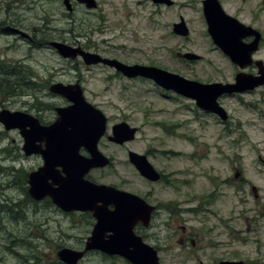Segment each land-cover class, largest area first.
<instances>
[{
	"label": "rangeland",
	"instance_id": "1",
	"mask_svg": "<svg viewBox=\"0 0 264 264\" xmlns=\"http://www.w3.org/2000/svg\"><path fill=\"white\" fill-rule=\"evenodd\" d=\"M42 2L30 11L22 10L21 25L35 28L36 45L44 38L57 37L56 34L43 29L47 17L49 28L60 31L71 45L75 37L69 32L72 25L66 18L67 10L62 0H37ZM100 8L95 12H87L80 8L74 17L75 31L82 33L81 39H88L98 47L92 51L104 56L117 57L128 64H142L156 66L163 70L178 74L190 80L203 83L234 82L240 69L213 44L207 33V24L203 15V0H173L172 7L155 5L148 0H99ZM224 10L231 16L247 25L260 30L264 35V0H220ZM2 0H0V5ZM183 17L189 35L179 36L173 33V24L180 22ZM75 26V25H74ZM73 26V27H74ZM79 39L80 41H82ZM5 40V41H4ZM0 38V48L6 50V38ZM5 46V47H4ZM185 53H195L199 60H188L182 57ZM10 55L23 57L32 56L31 65L38 72L36 84L45 82L49 75H55L64 83H75L80 80L86 99L98 106L108 117V129L127 117L131 126L138 127L136 139L128 144V149L140 154H147L154 167L163 170L170 178L183 181L185 174H191L190 188L181 187V192L169 185L144 184L143 178L128 162V190L142 195L149 190L156 198H178L179 194L188 193L190 197L205 199L212 192H217L226 199L228 215L232 214V207L236 208L240 199L238 190L242 189L240 178L236 179L237 169H240L246 183L258 188L264 206V86L254 91L220 98V104L228 112L226 121L219 116L195 107L194 101L167 92L159 88L151 80H130L114 78L112 71L96 66H85L81 60H65L57 52L44 47L30 48L28 43L22 42L11 51ZM6 55V53H5ZM255 59L264 61V44L256 54ZM25 60V62H27ZM79 63V64H78ZM24 64V62H22ZM248 72L256 73L255 70ZM112 76V77H111ZM111 77V78H110ZM45 94V95H44ZM35 98H44L57 106L68 105L60 96H51L49 90L42 91ZM57 97V98H55ZM27 99V97H25ZM0 98V104L1 102ZM32 102V99H30ZM66 103V104H65ZM9 110H25L23 99L4 103ZM47 117L55 120L54 111L47 109ZM38 112V111H37ZM34 113V112H33ZM101 145V149L118 160L114 168L92 173V178L98 184L121 185L126 172V152L122 148ZM21 136L17 131H5L0 123V151L5 148L15 149L21 145ZM15 151V150H14ZM12 159L8 153H0L1 166L7 167V160ZM9 162L11 160H8ZM34 162L24 160L22 165L29 169ZM123 163V164H122ZM5 173H10L5 170ZM212 179L228 178V187L220 190ZM241 177V176H240ZM2 181L17 186L19 179L7 177L0 169V184ZM218 184V183H217ZM233 184L234 186L232 187ZM115 186V185H114ZM181 186V185H180ZM0 189V203L15 198L12 190L4 193ZM247 195V206L254 204L251 188L244 186ZM185 196H180L184 198ZM54 221L59 222L65 236L62 237L60 227L47 234L52 238V244L45 245V241L22 236L19 230L16 208L12 212L0 205V264H24L30 257L40 256L44 260H56L58 246L72 250L83 249V244L89 235L88 224L84 219L75 221L65 218L54 210ZM21 210V208H20ZM28 211V208H27ZM32 217V215L30 216ZM29 217V219H30ZM73 220V219H72ZM199 226L198 222L193 223ZM57 223H54L55 227ZM72 225H78L71 228ZM233 225L238 228V222ZM80 228V229H79ZM67 231V233H66ZM28 234V232H26ZM41 235L42 233H36ZM63 241V242H61ZM33 245L32 248L31 245ZM49 248L54 251L47 250ZM82 251V250H81ZM165 264H174L171 254H165ZM85 264H127L118 257H104L89 254L85 257Z\"/></svg>",
	"mask_w": 264,
	"mask_h": 264
},
{
	"label": "flooded vegetation",
	"instance_id": "2",
	"mask_svg": "<svg viewBox=\"0 0 264 264\" xmlns=\"http://www.w3.org/2000/svg\"><path fill=\"white\" fill-rule=\"evenodd\" d=\"M71 2L73 10L72 12L67 11L66 14V18H68L69 24L72 25L69 29V32H71V34H74V36L79 34V39H81L80 37H83V34H76L77 31L75 32V28H77L78 26L76 25L77 23L74 14L80 8L86 10L87 12H95L100 8V1L96 0L97 5L94 9L88 8L85 3H82L79 0H72ZM48 3H51L50 0ZM38 4H42V2H38L37 0H2V3L0 5V38L2 40L6 38L7 42L6 50H4V48H0V98L2 100V103L0 104V113L2 111H8L11 113L23 112L38 119L40 127L48 128L53 125L59 117L56 112V108L66 107L70 104V102L65 97L51 92V87L54 84L59 83L67 86L75 83L81 84V82L80 80H77L75 83H64L59 81L55 76L57 74H55L49 75L48 79L45 82L36 84L35 80L39 79V76L34 66L31 65V61H33V59L30 54H27L23 57H20L19 55H10L11 58H7V56H9V54L7 55V52L11 51L17 45L21 46L22 42L28 43L30 48L40 46L55 52H57V49L51 46L52 41L66 43L64 42V40L66 39L63 37L62 32L49 28L50 23L47 20V17L44 20V24L46 26H44L43 29H40L38 33L43 34V32L48 31L56 34L55 36L57 37H43L42 40H39L41 41L38 43L39 45H36L35 36L37 34L35 35V28L33 27L32 29L28 26L24 27L23 25H21L23 17L20 16L19 13L21 14L22 10L24 12H26V10L30 11ZM155 5L162 6L164 4ZM174 5L175 2L171 6H164L172 7ZM181 19L182 17H180V20ZM79 39L76 37L74 39H71V46L81 47L86 51L97 53L92 51V49L96 50L98 48L94 43H92V40L88 39L86 42L83 39H81L82 41H80ZM252 40L253 38H247L245 39V42L250 43ZM263 44L264 40L260 44V49ZM102 56L106 59L117 60L123 64L128 65V63L117 57H109L104 55ZM61 57L65 60H81L85 66H89L79 55L75 58H64L63 56ZM27 59L28 61L25 62V60ZM22 62H24V64H22ZM91 66L111 70L112 75L115 76L114 78L125 79L127 81L128 79L148 80L143 77L129 78L118 71L115 67H112L103 62L96 65H90L89 67ZM250 69L256 71V67L254 66ZM46 90H49L51 96H60L61 98L65 99L68 105L64 106V104H59L60 106H57L50 102H46V99L44 98L34 97L38 96L40 92ZM25 97H27V99H25ZM21 99H23L24 101V106L27 107L23 108L25 109L24 111L9 110L5 108L4 103L12 100H18L19 102V100ZM30 99H32V102H30ZM92 105L98 108L97 105ZM195 107H197L196 103ZM197 108L206 114H213L205 109H201L199 107ZM47 109L55 112V120L52 121V119L46 116L48 111ZM127 120V117H125L120 122L128 123ZM0 123L5 131H8L6 130L4 123L1 121ZM115 125H113L111 129H108L107 127L106 134L98 142L99 150L110 159V164L104 168L92 169L86 175V178L96 183L97 181H95L91 176L92 173L105 171L106 169L114 168L117 165L118 160L116 159V157L105 153L101 149V145L106 144L104 140L107 141V145L111 147L122 148L125 150L126 172L125 176L123 177V183L121 185L113 184L109 186H113L119 191L137 195L143 200L142 203H145L146 205L137 200H127L125 206L121 207L120 209L117 208L114 203H108V201H106L105 203L98 202L96 206H102L106 209V211L108 210L109 212H124L127 215L128 220L133 222L134 225L132 227V232L138 239L131 237V235L128 233L129 252H135L139 248H141L143 244H145L156 251L160 264H165L163 257L167 253L171 254L174 264H221L224 262H234L237 264H264V206L261 204L262 198L260 197L261 195L259 194L258 188L256 186L245 182L240 169H237L235 178H240L239 180L243 188L238 190L240 199H238L237 201V207H232V209H230L232 211V214L230 216H227L229 207L226 203V199H224L220 194L217 195L216 191L212 192L210 197L197 200L193 196L190 197V194H188L187 192L182 194L183 196H185L184 198H180V196L182 195L179 194L178 198L173 199L156 198L152 190L139 195L138 193H134L128 190V162L131 164V166H133V164L130 162L129 157L130 152L133 150L128 149V144L131 142L117 144L110 141L109 139ZM139 130L140 129H138V132ZM10 131L18 132V134L21 136L22 144L18 145L15 149L5 148L0 151L2 155H4L6 152L8 153V156L10 155L12 157V159H8L11 160L10 162L7 160V167L1 166L2 164H0V169L7 177L12 176L15 178L16 175L17 180L19 179V183L17 186H12L11 184L2 181L3 183L0 184V189H2L1 191L3 192V197L6 191L12 190L15 192V198L5 200L6 202H2L0 203V205L8 208V210L11 207L16 208L17 216L15 217L16 219L18 218L17 220L21 228L18 227L15 228V230L20 229L18 233L22 236H30V234H32L30 236L31 238L38 240L43 239L45 241V245L52 244L53 240L52 238H49L47 234L55 228L60 227L59 234L64 237L65 234L59 222L53 220L52 214H48V209L50 210V212L53 211L51 208H49L50 206L54 210H57V212L64 215L65 218L71 220L72 224L75 221L84 219L85 223L88 224V240L98 223V219L95 216L94 211L63 210L53 202V198L50 195H47L42 200H36L30 193L29 177L30 174L38 172L45 166L44 158L41 154H32L30 156H27L23 150L24 138L21 134V130L17 128ZM37 145H39L43 149L46 148L45 140L42 142H37ZM148 153L149 151L147 152V154ZM147 154L145 155L148 157ZM79 155L87 158H90L91 156L90 152L84 145H80ZM24 160H31L34 162L32 165H30L28 170H26V167L22 165V162ZM6 169L8 170V172H12V174L5 173ZM135 170L137 171L136 168ZM156 171H158L159 174V179L157 181L147 179L143 177L138 171L137 172L143 178L144 184L149 186L164 184L169 185L170 187L168 188H171L172 186L173 188H176L181 192V187L190 188V186L192 185L190 173H187V175L185 174V178L183 179V181H181L177 178L171 179L170 176L163 170L156 169ZM53 177L55 179H53ZM63 177H65L64 168L61 165H57L54 168V171H50V178L47 180V183L52 189H59L58 191H60L62 187L60 186V184L56 183L55 180H59ZM211 180L215 181V186L217 185V188H219L220 190L223 188V186L228 187V184L230 183V180L228 178L222 179L221 177H218V179H212L211 177ZM231 185L232 187L234 186L233 184ZM244 186H249L251 188L254 197V204L249 207L246 205L248 203L247 199L244 198V195H247V193L244 191ZM31 215L32 217H30ZM15 217L13 216L14 219ZM194 222H198L199 226H195L193 224ZM234 222H238V228L233 225ZM54 223H57L55 227L53 226ZM77 226L78 225H72L71 228L73 229ZM26 232H28V234H26ZM36 233L42 234L39 235ZM107 235H110V233H108ZM87 240L83 244V249L79 248L80 250H73L78 253L84 252ZM140 241L142 244L140 243ZM31 246L32 248H35L33 247V245ZM62 247L66 246H58L55 257H59V253L63 250ZM46 249L53 251L49 248ZM52 253H54V251ZM89 254H98L100 256L110 257L101 253L100 251H89L84 253L83 259L78 264H85V262L83 261ZM29 260L30 261H28L27 264H66L62 260H60V258H56L55 261L53 259L48 261L44 260L40 256H34L30 257ZM125 261L127 262V264H134L130 260Z\"/></svg>",
	"mask_w": 264,
	"mask_h": 264
},
{
	"label": "water",
	"instance_id": "3",
	"mask_svg": "<svg viewBox=\"0 0 264 264\" xmlns=\"http://www.w3.org/2000/svg\"><path fill=\"white\" fill-rule=\"evenodd\" d=\"M79 1L86 3L89 8L96 7L94 0ZM150 1L168 6L173 4L172 0ZM64 5L68 11H72L71 0H64ZM203 14L213 43L242 70L236 75L235 83H202L154 66L126 65L117 60L102 58L99 54L84 51L80 47L74 48L65 43L51 42V46L64 58L81 55L87 65L103 62L115 67L129 78L141 76L153 79L162 88L195 100L198 107L226 121L229 117L228 113L218 102L221 96L245 93L264 86V62L255 61L253 57L259 49L262 34L228 15L219 0H204ZM173 31L179 36L189 35V28L184 19L174 24ZM250 37H254L253 42H244V39ZM182 57L191 61L201 59L195 53H185ZM253 65L258 68V76L244 72ZM51 92L65 97L72 104L56 108L59 117L50 127H40L38 119L23 112L2 111L0 121L8 131L17 128L21 130L24 138L23 150L27 156L41 154L44 158L45 166L29 177L30 193L36 200H42L50 195L53 202L63 210L94 211L98 219L94 231L86 242L84 252L78 253L70 248H64L59 253L60 259L66 264H77L85 252L100 251L109 256L130 260L134 264H160L156 251L145 244L135 252L128 251V233L131 237L138 238L132 232L133 222L128 220L124 212H109L102 206H96L98 202L108 201L120 209L125 206L127 200H137L141 203L143 200L134 194L119 191L113 186L97 184L86 179V175L92 169L104 168L110 164V159L98 148L99 140L107 131L106 116L86 100L79 83L67 86L61 83L54 84ZM136 133L137 128L123 122L113 127L109 139L117 144H124L133 141ZM44 140L45 149L37 145V142ZM80 145L87 148L91 154L90 158L79 155ZM129 157L143 177L152 181L159 179L158 172L147 156L130 152ZM57 165L63 166L65 173V177L60 178V181L55 180L62 187L60 191L52 189L47 183L50 171H54ZM108 233L110 235H107Z\"/></svg>",
	"mask_w": 264,
	"mask_h": 264
},
{
	"label": "trees",
	"instance_id": "4",
	"mask_svg": "<svg viewBox=\"0 0 264 264\" xmlns=\"http://www.w3.org/2000/svg\"><path fill=\"white\" fill-rule=\"evenodd\" d=\"M9 211H11L12 212V209L11 208H9ZM15 217V216H14Z\"/></svg>",
	"mask_w": 264,
	"mask_h": 264
},
{
	"label": "bare ground",
	"instance_id": "5",
	"mask_svg": "<svg viewBox=\"0 0 264 264\" xmlns=\"http://www.w3.org/2000/svg\"><path fill=\"white\" fill-rule=\"evenodd\" d=\"M26 9V8H25ZM27 11V10H26Z\"/></svg>",
	"mask_w": 264,
	"mask_h": 264
}]
</instances>
